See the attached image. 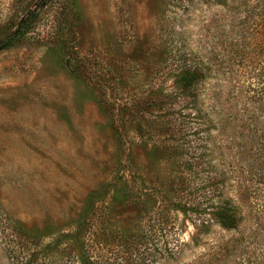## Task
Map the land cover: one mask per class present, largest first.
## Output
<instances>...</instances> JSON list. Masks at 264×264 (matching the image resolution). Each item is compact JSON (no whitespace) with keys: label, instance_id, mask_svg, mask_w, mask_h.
<instances>
[{"label":"rangeland","instance_id":"1","mask_svg":"<svg viewBox=\"0 0 264 264\" xmlns=\"http://www.w3.org/2000/svg\"><path fill=\"white\" fill-rule=\"evenodd\" d=\"M34 1L0 0V38ZM200 2L68 0L0 51V264L24 246L33 264H264L263 162L227 153L240 233L203 235L183 207L230 195L211 179L219 133H187L194 105L172 93L176 59L216 48L222 31L223 13Z\"/></svg>","mask_w":264,"mask_h":264},{"label":"trees","instance_id":"2","mask_svg":"<svg viewBox=\"0 0 264 264\" xmlns=\"http://www.w3.org/2000/svg\"><path fill=\"white\" fill-rule=\"evenodd\" d=\"M198 1L207 10L219 9L223 14L218 28L222 27L224 31L229 27V31L227 34L220 31L216 48L185 52L176 59L171 67L175 74L172 93L183 97V101L189 99L194 105L192 113L188 114L187 133L200 131L203 127L205 131L219 133L222 165L218 175L211 179H228L230 195L206 196L195 205L184 204L183 207L188 212L198 213L195 219L200 223L199 232L203 235L212 227L224 233H240L247 221L238 193L237 179L242 177L236 176L235 166L227 161V153L229 149H235L241 165L249 170L254 162L264 165V0ZM67 2L35 0L23 12L13 31L0 38V51L24 41L34 31L42 10L52 8L61 14ZM165 97L159 98L164 100ZM161 101L157 100L154 106ZM174 106L170 104L169 108L175 115ZM198 117L203 124L196 122ZM226 131L231 135V147L222 139ZM22 230L13 225V234L20 235ZM23 248L21 258L15 257V249L12 251L16 258L14 264H33L25 257V250H33ZM230 249L231 245L225 246L222 252Z\"/></svg>","mask_w":264,"mask_h":264}]
</instances>
